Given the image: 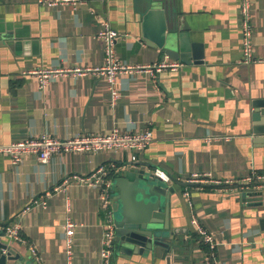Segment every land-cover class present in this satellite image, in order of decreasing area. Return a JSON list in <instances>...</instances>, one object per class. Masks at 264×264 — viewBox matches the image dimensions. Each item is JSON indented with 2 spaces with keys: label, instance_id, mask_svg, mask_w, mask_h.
<instances>
[{
  "label": "crops",
  "instance_id": "obj_1",
  "mask_svg": "<svg viewBox=\"0 0 264 264\" xmlns=\"http://www.w3.org/2000/svg\"><path fill=\"white\" fill-rule=\"evenodd\" d=\"M39 1L0 0V144L41 135L103 134L113 128L148 130L153 138L136 153L58 152L47 163L34 154L16 164L0 155V226L18 219L24 242L2 239L33 264L31 246L40 264H100L105 212L99 208L98 187L75 182L55 187L64 177L85 175L101 165L117 167L115 176L124 163L137 161L146 174L155 169L166 173L169 181L163 183L174 187L167 199L169 226L177 231L174 251L170 259L163 254L143 259L115 249L111 264H203L207 247L196 242L192 213L215 238L223 264H264V187L236 193L224 184L186 182L191 173L223 180L264 172V114L253 104L264 99V0H254L252 28L254 55L263 60L249 63L240 62V0H164L190 41L201 45V57L186 61L143 41L140 0H87L79 7H48ZM100 18L122 35L115 43L120 59L148 64L168 58L183 66L153 77L117 75L114 101L105 78L91 73L62 76L43 88L23 73L103 65L104 49L96 38ZM210 134L228 138L209 142L205 137ZM66 215L76 224L70 263Z\"/></svg>",
  "mask_w": 264,
  "mask_h": 264
},
{
  "label": "built area",
  "instance_id": "obj_2",
  "mask_svg": "<svg viewBox=\"0 0 264 264\" xmlns=\"http://www.w3.org/2000/svg\"><path fill=\"white\" fill-rule=\"evenodd\" d=\"M40 4L52 7L59 4H72L75 7L86 5L87 0H40ZM253 6L254 0H240L239 6V23L242 35V57L241 63H249L253 61L263 60L254 55L252 43V28H253ZM100 28L96 33V38L102 43L105 61L100 66L76 65L70 67H39L23 71L27 75H32L37 80L38 85L43 88L49 81L62 76H82L91 73L96 76L105 78L109 84L112 101L118 97L116 88V77L119 74L144 73L151 77L162 71H175L183 66L179 60L162 59L148 64L129 63L120 59L115 51V43L122 35L113 29L109 21L105 18H100ZM153 135L148 130L124 132L117 128L103 134H79L68 138L52 137L50 135H41L39 137H27L21 140L12 141L8 144H0V155H5L10 158L11 163H19L25 155L34 154L42 163H47L52 154L58 152L71 151H97L100 149L108 150H127L128 152L136 153L145 149L151 142ZM227 136L221 135H207L205 139L209 142L227 139ZM118 171L115 166L101 165L92 172L80 175L71 174L64 177L55 189L61 187L65 188L70 182L78 184H89L98 187L99 194V208L105 212L102 219L103 224V238L102 247L100 250V264H111L113 254L116 249L115 243V223L114 213L112 210L113 204V174ZM156 178L167 182L169 176L161 171L155 169L152 173ZM186 182L201 184H224L228 189L236 193H241L244 189L250 187L263 188L264 187V172L260 173L255 170L239 178L216 179L210 173H191L186 179ZM49 195V192H47ZM35 205L37 201L34 200ZM44 205V201L41 202ZM69 201L65 200V207L69 209ZM27 208H23L18 214L17 218L25 212ZM190 223L197 235L196 242L207 247V252L204 257L203 264H223L217 257L216 247L217 242L213 235L201 225L195 213L191 214ZM76 227L75 222L69 215L65 216L64 232H65V253L70 263L73 244V233ZM1 230L11 240L24 242L20 235V225L17 219L13 223L5 226H0ZM31 255L40 264L41 257L37 250L31 246Z\"/></svg>",
  "mask_w": 264,
  "mask_h": 264
},
{
  "label": "water",
  "instance_id": "obj_3",
  "mask_svg": "<svg viewBox=\"0 0 264 264\" xmlns=\"http://www.w3.org/2000/svg\"><path fill=\"white\" fill-rule=\"evenodd\" d=\"M140 2L145 7L142 15L144 42L173 59L186 61L190 57L195 60L201 57V45L190 41L188 32L177 24V18L168 10V5L165 6L164 0ZM253 104L264 114V99H257ZM138 165L137 161L124 163L122 170L113 177L116 249L143 259L162 254L170 259L174 251L173 234L177 231L169 226L167 199L175 192L174 187L164 184L152 173L146 174L145 170L138 169ZM4 236L5 233L0 231V264H33L15 253L2 239Z\"/></svg>",
  "mask_w": 264,
  "mask_h": 264
}]
</instances>
